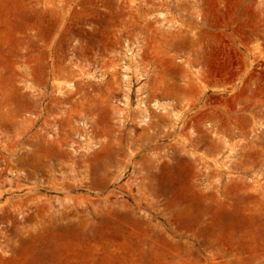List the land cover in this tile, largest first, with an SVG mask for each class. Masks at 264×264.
Masks as SVG:
<instances>
[{"label": "rangeland", "instance_id": "rangeland-1", "mask_svg": "<svg viewBox=\"0 0 264 264\" xmlns=\"http://www.w3.org/2000/svg\"><path fill=\"white\" fill-rule=\"evenodd\" d=\"M262 1L0 0V264H264Z\"/></svg>", "mask_w": 264, "mask_h": 264}, {"label": "bare ground", "instance_id": "bare-ground-1", "mask_svg": "<svg viewBox=\"0 0 264 264\" xmlns=\"http://www.w3.org/2000/svg\"><path fill=\"white\" fill-rule=\"evenodd\" d=\"M252 34L255 37V33L252 32ZM256 114L260 115V116H262L264 118V105H261L260 109L257 110ZM263 133H264V123H263ZM260 158H262V162H263V165H264V148L262 149V152L260 153ZM32 208L34 209V212H35L36 210L39 209V205L38 204H34ZM34 212L27 213L26 215H23L22 217H20L19 221H23L24 223L30 222L33 219V213Z\"/></svg>", "mask_w": 264, "mask_h": 264}, {"label": "crops", "instance_id": "crops-1", "mask_svg": "<svg viewBox=\"0 0 264 264\" xmlns=\"http://www.w3.org/2000/svg\"><path fill=\"white\" fill-rule=\"evenodd\" d=\"M261 5H262V7H261V9H260V12H261V14H262V23H263V29H262V32H263V36H264V1H262ZM263 86H264V84H263Z\"/></svg>", "mask_w": 264, "mask_h": 264}]
</instances>
